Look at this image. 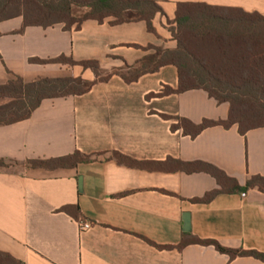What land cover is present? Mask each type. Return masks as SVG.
Instances as JSON below:
<instances>
[{"label":"crops","instance_id":"0c3cea01","mask_svg":"<svg viewBox=\"0 0 264 264\" xmlns=\"http://www.w3.org/2000/svg\"><path fill=\"white\" fill-rule=\"evenodd\" d=\"M156 1L165 13L153 19L156 33L144 20L113 24L114 17L87 19L79 28L56 24L22 32L21 16L0 21V84L14 76L31 81L82 74L68 64L30 62L61 55L96 60L101 73H112L84 94L44 99L29 118L0 125V160L8 163L0 168L1 252L26 264H264L253 256L231 258L213 245L177 248L189 237L183 234V215L189 212L191 235L264 253L263 191L222 192L209 203H195L192 199L221 189L215 177L152 167L169 158L208 161L244 186L253 175L264 176V127L242 135L236 125H218L191 137L172 128L173 117L196 124L226 119L229 103L203 89L161 94L166 86L178 88V69L172 64L136 80L123 76L132 77L155 53L149 46L177 47L165 19L175 16L179 3L264 14V0ZM83 71V78L96 79L89 68ZM76 151L90 160L55 169L26 164ZM117 153L145 166L120 163ZM67 205H78L81 216L62 211ZM85 221L93 226L83 231Z\"/></svg>","mask_w":264,"mask_h":264},{"label":"trees","instance_id":"16d2710c","mask_svg":"<svg viewBox=\"0 0 264 264\" xmlns=\"http://www.w3.org/2000/svg\"><path fill=\"white\" fill-rule=\"evenodd\" d=\"M75 7L88 8L83 18H76ZM133 13L135 16H127ZM164 13L163 7L156 0H0V21L21 16L23 24L18 32L28 26L49 27L64 24L66 29L73 25L79 28L83 21L95 19L103 22L114 17L113 24L144 20L148 29L155 32L153 19L156 14ZM177 29L174 38L175 49L155 48V53L148 55L127 81L136 80L139 75L154 72L165 65H175L178 69L179 85L177 89L166 86L161 94L182 93L193 89H203L218 102L230 104L226 119H204L196 124L186 117L175 116L174 130L182 129L191 137L197 136L205 128L223 126L238 127L240 134L264 127V14L249 12L240 7L213 6L200 2H181L175 13ZM147 48V49H148ZM33 63L71 62L85 69L91 68L96 79L87 81L81 76L39 77L25 81L14 76L0 84V98L7 100L0 105V125L12 124L31 116L41 102L47 98L68 97L88 92L99 79L106 81L112 73L102 76L100 65L96 60L75 61L72 57L61 55L55 58H31ZM117 71H113V74ZM90 155L76 151L73 154L48 159H33L26 164L29 167L55 169L74 167L79 162L90 160ZM120 163L133 165V159L117 153ZM139 164V162L137 163ZM143 163L139 165L145 166ZM8 163L0 160V167ZM152 167L167 172L184 171L186 173L205 172L216 178L221 189L206 193L201 198L192 199L195 203H209L222 192L246 191L257 187L264 192V176L253 175L241 186L218 166L203 160L184 161L169 158ZM149 167V168H152ZM62 211L81 216L78 205H67ZM189 236L183 238L177 248L182 249L188 243L213 245L218 251L231 258L253 256L264 261V253L256 250L232 249L221 245L213 239H202L184 232ZM158 248H173L160 246ZM0 264H26L8 253L0 251Z\"/></svg>","mask_w":264,"mask_h":264},{"label":"rangeland","instance_id":"374dc122","mask_svg":"<svg viewBox=\"0 0 264 264\" xmlns=\"http://www.w3.org/2000/svg\"><path fill=\"white\" fill-rule=\"evenodd\" d=\"M89 11V9L88 8H83V7H75V9H74V15L76 16V18H83L86 14H87V12ZM158 14H161V13H158ZM157 15V14H156ZM162 15H164V14H162ZM127 16H135V14H133V13H129V14H127ZM73 26H76V24L75 25H73ZM165 27L167 28V30H168V34L173 38V39H175L174 38V34H175V31H176V29H177V24H176V22H175V16L173 17V18H169V17H166V19H165ZM155 33H156V31H155ZM160 48V47H159ZM163 49V48H162ZM165 49H167V48H165ZM66 64H68L69 66H71V67H73V69H74V73H76V72H82V74H84V67L83 66H81V65H75V64H73V63H71V62H68V63H66ZM76 67H78L77 69H76ZM76 69V70H75ZM89 70L91 71V72H93L94 73V71L91 69V68H89ZM100 73H101V71H100ZM82 74H80V75H78V76H83ZM101 75L102 76H104L105 74H103V73H101ZM71 76H73V77H76L75 75H71ZM65 77H69V76H65ZM14 78V77H13ZM87 81H90V80H88L87 78H85ZM5 102H7V100H5V99H2V98H0V105H2V104H4ZM230 105V104H229ZM1 168V167H0Z\"/></svg>","mask_w":264,"mask_h":264},{"label":"water","instance_id":"95a60500","mask_svg":"<svg viewBox=\"0 0 264 264\" xmlns=\"http://www.w3.org/2000/svg\"><path fill=\"white\" fill-rule=\"evenodd\" d=\"M83 186V181L82 178H79V188L80 190L82 189ZM183 220H184V226H183V230L185 232H189L191 230V214L189 212H186L183 215Z\"/></svg>","mask_w":264,"mask_h":264},{"label":"built area","instance_id":"2783aa9c","mask_svg":"<svg viewBox=\"0 0 264 264\" xmlns=\"http://www.w3.org/2000/svg\"><path fill=\"white\" fill-rule=\"evenodd\" d=\"M243 196H245V193H243ZM93 226V223L90 221H85L80 224V229L83 231L91 229Z\"/></svg>","mask_w":264,"mask_h":264}]
</instances>
